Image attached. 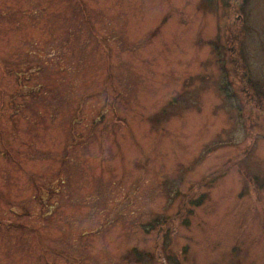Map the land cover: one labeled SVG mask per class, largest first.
Listing matches in <instances>:
<instances>
[{
	"label": "rangeland",
	"instance_id": "1",
	"mask_svg": "<svg viewBox=\"0 0 264 264\" xmlns=\"http://www.w3.org/2000/svg\"><path fill=\"white\" fill-rule=\"evenodd\" d=\"M258 94L264 0H0V264H264Z\"/></svg>",
	"mask_w": 264,
	"mask_h": 264
},
{
	"label": "trees",
	"instance_id": "2",
	"mask_svg": "<svg viewBox=\"0 0 264 264\" xmlns=\"http://www.w3.org/2000/svg\"><path fill=\"white\" fill-rule=\"evenodd\" d=\"M249 85H251V81L249 82ZM249 89H252V88H249ZM35 90V89H34ZM20 91H22V92H20ZM26 92H28V91H26V90H23V89H21L20 90V88L18 89V91L16 92V94H14V96H17L18 97V95L20 96V98H21V100L22 99H24V98H31V96H29V93L26 95L25 93ZM5 96H6V98H7V106L9 107V100H10V98H12V96L11 97H9L7 94H4ZM13 96V97H14ZM32 97H33V95H32ZM257 97H259V98H264V94H261V95H257ZM11 106L9 107V109L10 110H13V109H15V112H17V109H16V106L13 104V101H11V104H10ZM12 112V111H11ZM105 116H106V114L105 115H103V118L102 119H104L105 118ZM203 202V199H201L200 201H199V203L200 202ZM191 213V211L189 212V214ZM162 221H165V220H162ZM169 221V220H168ZM168 223H166L164 226H169V225H167ZM153 225V227H156V225H157V222H155L154 224H152ZM164 226H162V227H164Z\"/></svg>",
	"mask_w": 264,
	"mask_h": 264
},
{
	"label": "flooded vegetation",
	"instance_id": "3",
	"mask_svg": "<svg viewBox=\"0 0 264 264\" xmlns=\"http://www.w3.org/2000/svg\"><path fill=\"white\" fill-rule=\"evenodd\" d=\"M255 98H256V97H255ZM257 105H258V108H259V109H261V107L263 106V105H259V104H257Z\"/></svg>",
	"mask_w": 264,
	"mask_h": 264
}]
</instances>
